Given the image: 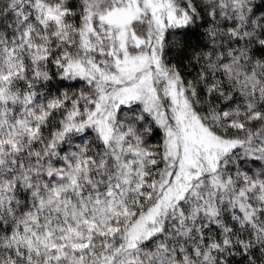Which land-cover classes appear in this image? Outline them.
<instances>
[{"label": "snow or ice", "instance_id": "obj_1", "mask_svg": "<svg viewBox=\"0 0 264 264\" xmlns=\"http://www.w3.org/2000/svg\"><path fill=\"white\" fill-rule=\"evenodd\" d=\"M0 264H264V0H0Z\"/></svg>", "mask_w": 264, "mask_h": 264}, {"label": "trees", "instance_id": "obj_2", "mask_svg": "<svg viewBox=\"0 0 264 264\" xmlns=\"http://www.w3.org/2000/svg\"><path fill=\"white\" fill-rule=\"evenodd\" d=\"M193 43H194V41H193ZM158 141H159V135H157V136L154 138L153 142H158Z\"/></svg>", "mask_w": 264, "mask_h": 264}]
</instances>
